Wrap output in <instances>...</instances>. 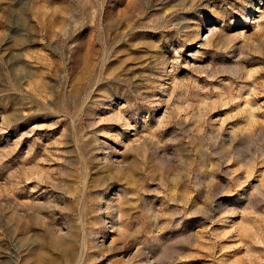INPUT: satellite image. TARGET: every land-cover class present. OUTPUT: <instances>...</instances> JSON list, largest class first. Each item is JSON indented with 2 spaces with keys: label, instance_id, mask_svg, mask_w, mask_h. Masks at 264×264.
Here are the masks:
<instances>
[{
  "label": "rangeland",
  "instance_id": "rangeland-1",
  "mask_svg": "<svg viewBox=\"0 0 264 264\" xmlns=\"http://www.w3.org/2000/svg\"><path fill=\"white\" fill-rule=\"evenodd\" d=\"M0 264H264V0H0Z\"/></svg>",
  "mask_w": 264,
  "mask_h": 264
},
{
  "label": "bare ground",
  "instance_id": "bare-ground-1",
  "mask_svg": "<svg viewBox=\"0 0 264 264\" xmlns=\"http://www.w3.org/2000/svg\"><path fill=\"white\" fill-rule=\"evenodd\" d=\"M41 259H42V258L39 256V257H38V260L41 261ZM40 263H41V262H40Z\"/></svg>",
  "mask_w": 264,
  "mask_h": 264
}]
</instances>
